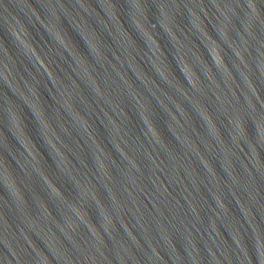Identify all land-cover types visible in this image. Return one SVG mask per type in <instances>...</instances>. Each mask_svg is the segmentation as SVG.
Segmentation results:
<instances>
[{"label": "water", "instance_id": "obj_1", "mask_svg": "<svg viewBox=\"0 0 264 264\" xmlns=\"http://www.w3.org/2000/svg\"><path fill=\"white\" fill-rule=\"evenodd\" d=\"M0 264H264V0H0Z\"/></svg>", "mask_w": 264, "mask_h": 264}]
</instances>
